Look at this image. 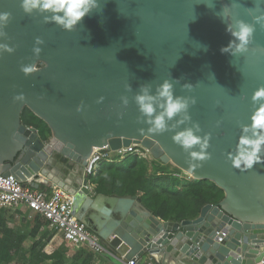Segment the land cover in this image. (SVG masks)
<instances>
[{
  "label": "water",
  "instance_id": "water-1",
  "mask_svg": "<svg viewBox=\"0 0 264 264\" xmlns=\"http://www.w3.org/2000/svg\"><path fill=\"white\" fill-rule=\"evenodd\" d=\"M20 3L0 0V13L10 14L7 39L0 43L15 48L0 53V174L31 181L34 189L51 182L66 190L75 217L123 262L150 255L176 264L259 263L264 163L242 171L231 166L228 154L240 125L249 123L252 94L264 87V28L253 23L264 14V0H97L98 7L71 32L44 23L35 12L25 15ZM236 20L253 24L255 31L248 51L231 56L220 49L232 39L226 24ZM37 37L42 51L34 57ZM30 64L34 70L26 77L20 68ZM164 80L175 95L195 99L191 122L200 126L201 136L210 134V159L194 169L173 143L175 132L156 135L136 122L132 97L138 87L146 83L154 90ZM185 83L191 90L182 89ZM19 94L25 100L14 103ZM121 96L128 98L127 107ZM24 109L46 124L51 133L46 141L21 124ZM132 143L193 180L213 183L223 198L194 219L160 221L138 197L92 195L84 177L72 184L51 169L55 156L83 170L94 149Z\"/></svg>",
  "mask_w": 264,
  "mask_h": 264
},
{
  "label": "clouds",
  "instance_id": "clouds-1",
  "mask_svg": "<svg viewBox=\"0 0 264 264\" xmlns=\"http://www.w3.org/2000/svg\"><path fill=\"white\" fill-rule=\"evenodd\" d=\"M20 7L25 15L31 16L35 12L44 17V23H53L61 30L71 32L85 16L98 7V4L97 0H21ZM9 19V13H0V39H7L4 28ZM220 19L223 22L222 18ZM253 23L264 28V14L253 17ZM225 31L232 39L229 40L227 46L220 49L221 53L233 56L248 51L255 31L253 24L236 20L234 25L226 24ZM42 44L43 41L37 37L32 48L34 57L40 55L42 49L39 46ZM14 51V47L0 43V53L12 54ZM33 70L32 64L20 68L26 77ZM175 81L179 82V80ZM191 88V84L182 85V89L191 90ZM125 91H132L130 84L125 85ZM132 99L139 113L136 122L147 125L148 132L156 135L175 132L171 139L188 154L189 169L199 167L201 162L210 159L207 151L210 147V134L205 133L201 136L202 129L197 123L191 122L189 115V108L195 104V99L175 95L173 84L168 80H164L154 90L149 84H141ZM24 100L23 94L13 97L14 103ZM120 101L123 107H127L129 100L126 96H121ZM251 102L253 111L249 117V123L240 125L235 150L228 154L231 166L242 171L264 163V87L254 91ZM189 123L190 127L187 126ZM182 125H184L183 130L177 131Z\"/></svg>",
  "mask_w": 264,
  "mask_h": 264
},
{
  "label": "trees",
  "instance_id": "trees-1",
  "mask_svg": "<svg viewBox=\"0 0 264 264\" xmlns=\"http://www.w3.org/2000/svg\"><path fill=\"white\" fill-rule=\"evenodd\" d=\"M20 121L22 125L36 129L43 141L51 136L46 124L28 109L22 111ZM56 158L62 163L66 162L60 156ZM167 171V166L161 165L154 169L153 176H148L147 164L142 159L127 156L119 163H102L96 175L89 177V185L94 195L140 198L143 206L160 221L194 219L205 205H217L223 198V191L209 181L191 180L186 187L181 188L179 179ZM173 171L180 173L177 168ZM118 185H121V190L117 189ZM40 219L36 216L37 223L33 227L32 237L40 230ZM0 232V264H9L17 257L22 258L25 264H42L49 260L65 264V254L58 250L46 253L44 247L37 249L34 244L29 251H24L23 238L15 229L7 228L3 218H0ZM106 258L113 261L109 256ZM107 259L101 261V255L81 251L68 264H105Z\"/></svg>",
  "mask_w": 264,
  "mask_h": 264
},
{
  "label": "built area",
  "instance_id": "built-area-1",
  "mask_svg": "<svg viewBox=\"0 0 264 264\" xmlns=\"http://www.w3.org/2000/svg\"><path fill=\"white\" fill-rule=\"evenodd\" d=\"M145 153L149 154L144 147L135 143L116 150L94 149L83 167V177L87 179V187L91 194L94 195L88 179L95 175L102 163H116L127 156L144 159ZM30 183L31 181L23 183L12 175L0 174V210L12 211L21 208L24 212L39 216L47 223L52 233L76 249H85L95 255L109 256L121 264H158L156 257L150 255L146 260H142L143 257L140 260L133 258L125 262L118 259L115 253L101 242L100 238L87 227L83 220L75 217L73 197L68 192L59 187H54L50 192H46L32 188ZM262 251L263 255L257 264H264V248ZM42 264L62 263L49 260Z\"/></svg>",
  "mask_w": 264,
  "mask_h": 264
},
{
  "label": "rangeland",
  "instance_id": "rangeland-1",
  "mask_svg": "<svg viewBox=\"0 0 264 264\" xmlns=\"http://www.w3.org/2000/svg\"><path fill=\"white\" fill-rule=\"evenodd\" d=\"M123 159L118 160L116 163L121 162ZM144 163L147 164L148 167V176H153L155 174L154 169L158 166H167L168 173H172L171 175L174 177H177L180 181L179 187L184 188L187 186V184L193 180L188 175H186L183 172L177 173L173 171L175 168L171 164L164 165L160 161L153 159L149 154L145 153V158L142 159ZM55 164L59 163V159L54 160ZM161 164V165H160ZM63 168V166H61ZM53 170H56V168H52ZM81 171V178L83 177V170ZM98 172V170H97ZM96 172V173H97ZM65 175V174H64ZM96 175V174H95ZM59 180H67L66 177L62 176V173L59 172V176L57 175ZM80 178V179H81ZM89 180V179H88ZM109 184V183H107ZM118 190H121V185L117 186ZM117 196V195H112ZM120 197V196H119ZM125 197V196H124ZM198 216V215H197ZM0 218H3L6 222L7 228L15 229L16 233L20 235L23 238L22 241V248L24 251H29L30 248L36 244L37 249L39 247H44L46 253H52L53 251H60L65 254V264H68L70 259L76 254L80 253L81 251L87 252L85 249H76L74 247L69 246L68 244L64 243L60 237H58L56 234L52 233L51 230L48 228L47 224L41 220L42 224L40 227V230L38 231L37 235L35 237H32V231L33 227L37 223L36 216L29 214L27 212H24L23 209H14L12 211H0ZM2 236V233L0 232V237ZM102 259H107L105 255H101V261ZM113 261H110L107 259V263L105 264H121L116 259L112 258ZM9 264H25V262L22 260V258H15L13 261H11Z\"/></svg>",
  "mask_w": 264,
  "mask_h": 264
},
{
  "label": "flooded vegetation",
  "instance_id": "flooded-vegetation-1",
  "mask_svg": "<svg viewBox=\"0 0 264 264\" xmlns=\"http://www.w3.org/2000/svg\"><path fill=\"white\" fill-rule=\"evenodd\" d=\"M56 158V156H55ZM58 158H56L57 160ZM63 166V168L61 167ZM52 168H56L58 171H60L63 175L65 174L66 177H69V179H71L74 184H76V181L80 180L81 178V171L79 170V168L75 169L74 167H70L67 165V163H62L61 161H59L58 164H53L51 165V169Z\"/></svg>",
  "mask_w": 264,
  "mask_h": 264
},
{
  "label": "crops",
  "instance_id": "crops-1",
  "mask_svg": "<svg viewBox=\"0 0 264 264\" xmlns=\"http://www.w3.org/2000/svg\"><path fill=\"white\" fill-rule=\"evenodd\" d=\"M80 170V169H79ZM59 172L60 171H58L57 169H56V174H55V176L57 177V175L59 176ZM62 176H64V177H66L65 175H63L62 174ZM58 178V177H57ZM67 179H69V177H66ZM71 182H72V184H74V182L71 180V179H69ZM54 187H56L54 184H52L51 182H45V183H43V184H41V186H40V188L39 189H41V190H44V191H46V192H50L51 191V189H53ZM66 191V190H65ZM67 192V191H66ZM94 194V193H93ZM16 209H21V208H16ZM14 210V209H13ZM7 212H9V211H7ZM58 236V235H57ZM59 237V236H58ZM61 239V238H60ZM147 258H149V255H144L143 256V258H142V260H146ZM156 261H157V263L158 264H176V262L175 261H173V260H171V259H165V260H161V258L160 257H156Z\"/></svg>",
  "mask_w": 264,
  "mask_h": 264
},
{
  "label": "bare ground",
  "instance_id": "bare-ground-1",
  "mask_svg": "<svg viewBox=\"0 0 264 264\" xmlns=\"http://www.w3.org/2000/svg\"><path fill=\"white\" fill-rule=\"evenodd\" d=\"M145 150L149 153V150H148V149L145 148ZM149 156H151L150 153H149ZM169 164H170V163H169ZM125 253H126L125 251H121V254H122V255H124Z\"/></svg>",
  "mask_w": 264,
  "mask_h": 264
}]
</instances>
